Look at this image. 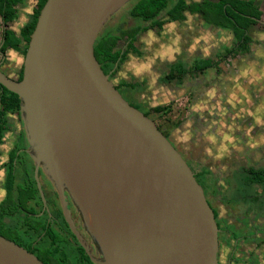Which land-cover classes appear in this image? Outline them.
Returning <instances> with one entry per match:
<instances>
[{
	"label": "water",
	"instance_id": "water-1",
	"mask_svg": "<svg viewBox=\"0 0 264 264\" xmlns=\"http://www.w3.org/2000/svg\"><path fill=\"white\" fill-rule=\"evenodd\" d=\"M128 0H45L22 56L19 117L37 168L63 187L103 264H216L211 206L181 154L130 105L93 55L103 23ZM255 21L264 23L258 18ZM0 264H42L0 235Z\"/></svg>",
	"mask_w": 264,
	"mask_h": 264
},
{
	"label": "rangeland",
	"instance_id": "rangeland-1",
	"mask_svg": "<svg viewBox=\"0 0 264 264\" xmlns=\"http://www.w3.org/2000/svg\"><path fill=\"white\" fill-rule=\"evenodd\" d=\"M132 2L128 0L121 5L103 23L100 30L111 29L117 25L121 29H126L139 24L127 15V9ZM34 3V0H23L22 5L25 8L20 9L21 12L29 13ZM186 18L185 23L187 24L189 20L191 24L198 23L195 17L191 18L188 14ZM185 23L182 22L181 25L169 23L170 27L163 25L160 30L154 31L155 67L149 71L146 82H143L140 88L139 84L136 85L139 89H135L128 95L123 86L117 85L116 75L112 77V81L117 85L123 98L141 111L156 104L168 107L166 112L160 114L149 111L151 119L167 135L190 167L194 169L203 166L208 169V177L212 185L209 188L204 187V190H207V193H216L212 204L216 207L218 216L232 219L233 224L240 226L233 228L231 225H224L230 237L237 242L244 240L246 243L259 245L261 242L264 243V193L261 190L262 187L258 185L242 184L243 174L238 167L248 165L264 167V121L253 128L255 125L250 121L251 117L247 113L242 114L238 111L239 107H236L241 100L229 98L225 101L226 97L222 91L223 83H217L216 86L210 85L212 84L211 68L205 69L202 75L185 77L179 86L156 80L165 68L175 71L186 70V74L190 73L183 60L188 61L190 57L199 52L198 48L200 49L201 46H194L191 42L196 40L194 35L201 36L203 30H196L195 25L187 30L183 28V26L186 27ZM153 26L155 27L154 24L149 25L150 28H154ZM252 29L251 36L259 41L251 45L252 54L264 56V28L254 26ZM205 36L207 40L210 38L211 40L206 43L204 51L215 46L214 40H218L211 32L205 33ZM223 38L226 39L222 36L218 41ZM185 46L186 48L192 47L191 51H186ZM173 59L175 60L170 65L169 63L165 65V62ZM195 62L197 64L206 63L201 60H195ZM16 70L18 68H10L9 74L12 78L15 77ZM216 97H221V99ZM248 108L251 110L250 106ZM15 119V116H10L12 132L6 133L0 145V161L4 158L6 149L11 147L13 132L19 129V123ZM17 143L23 146V143ZM1 167L0 164V183ZM1 195L0 184V197ZM260 248L261 264H264V245ZM246 263L260 264L252 255Z\"/></svg>",
	"mask_w": 264,
	"mask_h": 264
},
{
	"label": "trees",
	"instance_id": "trees-1",
	"mask_svg": "<svg viewBox=\"0 0 264 264\" xmlns=\"http://www.w3.org/2000/svg\"><path fill=\"white\" fill-rule=\"evenodd\" d=\"M21 1L0 0V20L3 25L16 18L15 6ZM44 1L34 0L31 12L27 14V19L17 32L4 28L1 30L0 55L3 56L5 50L11 48L23 56L37 14ZM132 1L131 6L127 9V15L139 24H134L126 29H121L118 25L111 29H102L97 33L93 42V55L102 72L108 75V79L115 75L127 51L131 50V44L137 32L146 28L147 22L159 26L161 24L159 18L162 14L168 20L173 21H181L184 18V12L198 15L204 23L228 30L235 42L238 43V48H242L249 41L246 32L250 25L255 23L251 17L259 19L261 16V11L256 3L260 0ZM141 22L145 24L142 25ZM122 38L125 46L118 48L117 42ZM230 52L227 51L226 54ZM206 66L207 62L199 65L194 64L192 67L193 70L199 71ZM186 72V70L175 71L169 68L168 72L161 76V80L180 83ZM21 74L22 64L14 79L19 80ZM111 82L119 93L117 85L123 86L127 94L134 90V83L118 81V84L115 85L113 81ZM19 102V97L15 93L0 85V145L3 143L6 133L12 132L10 116H15L19 126L21 125L18 119ZM167 110V106L155 105L142 112L148 116L149 111L160 114ZM19 134L21 140L26 144L23 130L20 127ZM163 134L167 137L165 133ZM18 146V143L12 142L11 147L8 148L7 161L1 164L4 167V172L1 181L0 235L32 253L42 264H91L83 249L74 243L73 236L71 235L69 239L61 233L66 230L69 234V229L60 214H58L60 220L58 231H55L51 227V223L47 222L45 213L40 216L33 215L34 211L29 207V202L37 205L35 211H38L41 207V200L32 176V164L26 165L23 160L19 161L21 155L16 153ZM240 169L243 174L241 183L258 185L260 188L262 187L261 190L264 193V168L248 166ZM192 171H194V178L202 190L204 187L209 188L212 185L206 167L200 166ZM213 215L215 219L214 211ZM18 239H22L26 243L23 244ZM32 244L34 245L32 246Z\"/></svg>",
	"mask_w": 264,
	"mask_h": 264
},
{
	"label": "crops",
	"instance_id": "crops-1",
	"mask_svg": "<svg viewBox=\"0 0 264 264\" xmlns=\"http://www.w3.org/2000/svg\"><path fill=\"white\" fill-rule=\"evenodd\" d=\"M186 1H197V0H186ZM23 0L20 4L16 5V18L12 21L7 22L6 24H2L0 20V34L1 30L4 29H10L13 32H17L18 28L22 25V23L25 22L27 19V11H22L25 7L22 5ZM258 4V7L261 11L260 20L264 18V0L256 1ZM21 9V10H20ZM31 12V11H30ZM29 12V13H30ZM184 18L181 21H173L168 20L165 18V16L162 14L159 18L161 24L159 26L155 25L154 28H150L149 25H151V22H147V27L144 28L141 31H138L132 44H131V50L127 51L125 58L123 62L118 66V69L115 73L117 76V81H125L129 83H134V90L139 89L140 86L143 84V82H146L147 76L149 74V71H151L154 67V61L156 59L155 54V39H154V31L160 30L163 25H169V23H176L181 25L182 22H186V15L187 12H184ZM191 16V18L195 17V24H191L189 20L188 24L185 23L186 27L183 26V28H187V30L192 29V26L196 30H203L201 36L194 35V38L196 40L192 41L191 44L194 46H201L200 49L198 48V51L196 54H194L188 61L183 60V62L187 65V68L189 69V74H185L182 77V80L180 83L170 81L165 82L161 80V76L168 72V70L161 72L156 77L157 81H160L165 84H173L174 86H179L182 84L183 79L185 77H195L197 75H202L203 71L207 68H211L210 73L212 74L211 80H212V86H216L215 84H222V91L223 94H225V101L229 98H235L238 100H241L240 104L236 107H239L238 111L242 112V114L249 115L250 121H252L253 128L258 126L261 121H264V56L258 54L254 55L252 54L251 45L259 43L258 40H255L253 36H251V33L253 31L252 27L254 25L250 26L247 30V35L249 37V41L244 44L242 48H238V43L235 42L234 38L232 37L231 33L228 30L221 29L219 27L213 26L211 24L204 23L201 18L198 15L188 14ZM264 20V19H263ZM140 24L144 25L145 23L141 22ZM256 26V25H255ZM153 29V30H151ZM211 32L214 33L215 38L219 40V37L224 36L226 39L223 38V40H214L215 46H212L209 50L204 51L206 48V43H208L209 40H207V37L205 36V33ZM197 34V33H196ZM208 36V34H207ZM202 41H201V40ZM207 40V41H205ZM213 40V38H212ZM125 46V43L122 39H119L117 42L118 48H123ZM186 48V46H185ZM192 47L186 48V51H191ZM194 49V48H193ZM227 51H231L230 53L226 54ZM178 57H176L177 59ZM257 58V59H256ZM170 60L168 62H165V65L169 63V65L174 61ZM195 60H201L202 62H207V66L203 68L202 70H193L194 64H197ZM262 60V61H261ZM22 63V55L12 50L11 48H7L5 50L4 55H0V70L12 78V76L9 74L10 68L13 69H19L20 65ZM199 65V64H198ZM191 69V70H190ZM17 73V70H16ZM118 74V75H117ZM16 76V74H15ZM139 88L136 87V85ZM132 90L131 92H133ZM130 92V93H131ZM130 93L128 95H130ZM132 98V97H131ZM217 99H221V97H216ZM224 98V97H223ZM143 105L141 101H139ZM226 103V102H225ZM159 105V104H156ZM227 105V104H226ZM155 106V105H153ZM228 106V105H227ZM251 110H249V107ZM235 107V109H237ZM148 108V107H147ZM234 109V108H233ZM251 167H260L261 166H252ZM248 166H245L243 168H246ZM239 169L241 167H238ZM237 168V169H238ZM212 174V173H211ZM236 228H239V224H236ZM236 245V241H232ZM240 249H242L241 257L249 258L250 255H248L251 250L254 252L255 255H261V246L258 245V251L255 244H251L249 242H244V240H241ZM238 244V243H237ZM261 245V244H260ZM256 249V250H255ZM239 250V248H238ZM255 250V251H254ZM244 253V255H243ZM252 254V253H251ZM260 259V257H259ZM258 259V260H259ZM242 264H245V260L242 261Z\"/></svg>",
	"mask_w": 264,
	"mask_h": 264
},
{
	"label": "flooded vegetation",
	"instance_id": "flooded-vegetation-1",
	"mask_svg": "<svg viewBox=\"0 0 264 264\" xmlns=\"http://www.w3.org/2000/svg\"><path fill=\"white\" fill-rule=\"evenodd\" d=\"M262 21L264 22V20H262ZM253 25L254 26L255 25L260 26L261 28H264V23L259 22V21H255V23L252 24V26ZM110 80L112 81V78H110ZM149 116H150V114H149ZM149 118H151V116ZM18 119L20 120L19 116H18ZM15 121H17V119H15ZM20 122H21V120H20ZM19 127L22 129V124ZM157 128H158V126H157ZM14 132L15 133L13 134L12 142L23 143V146L22 145L18 146V149L16 152V153L21 155V159H19V161L23 160L24 164H26V165H29L30 163L32 164V176L34 179V175H33L34 161L31 157V151L28 148L25 136H24V139H25L26 144L23 142V140H21V136L19 134V129L17 131H14ZM16 139H18V140H16ZM8 153H9V149H6V151L4 153V158L0 161V164L7 161ZM1 168H2V178H3L4 167H1ZM191 168L192 167H190V169ZM192 170H194V169L192 168ZM36 174H37V181H38L40 190L42 192L43 201L40 197L39 190H38V188L36 186V182H35V186L38 190V194H39V197L41 200V207L38 211H35L37 209V205H35L33 202H29V207L34 211L33 215L34 216H40V215H42V213H45L47 215V219H46L47 222L51 223L52 226L51 225L50 226L53 227V229H55V231H58L57 229L59 228V224H60L58 214H60L61 217L63 218V220L65 221L66 226L69 229L70 235L66 232V230H64L61 233L64 236H66V238L69 237V239L71 238V235L73 236L74 243L79 245L83 249L84 253L89 258L91 264H103V256H102L101 252L99 251L98 246L96 245L91 234L89 233V231L85 227L83 219H82L77 207L75 206L74 202L72 201L71 197L69 196L66 188L63 187V190H62L63 195H64L63 200L65 202V208L68 211V216L70 218V221H71V224L73 226L75 234L72 232L71 228L69 227V225L67 224V222L64 218L61 200L59 198V194H58V191H57L55 184L49 178V176L47 175V173L44 171V169L41 166H38ZM1 181H2V179H1ZM34 181H35V179H34ZM203 193H204V196H205L208 204L211 206L212 210L215 212V215H216L215 220L217 222V227H218V231H217L218 248H217V262H216V264H242L243 263L242 261H244V260H245V264H247L246 260L248 258L241 257V254H242L241 250L242 249H240V243L236 241L238 244L236 243V245H235L232 242V241H234V239L230 237L229 233L225 230V227H224V225L228 224V225H231V227L235 228L236 224H233L232 219L229 220L227 217H219L218 216V211H217L216 207H214L212 204L213 200H215V198H216L215 192H208L207 193V190H204V188H203ZM1 197H2V195H1ZM18 241L23 243V244L26 243L22 239H18ZM33 245L34 244H32V246ZM263 245H264V243H262V242L259 243V246H263ZM238 248H239V250H238ZM256 248L258 249L257 244H256ZM252 250L248 255H252L255 258L256 262L261 264V257L260 256L262 254L261 255H256V254L254 255L253 254L254 252H252ZM243 255H244V253H243ZM259 257H260V259H259Z\"/></svg>",
	"mask_w": 264,
	"mask_h": 264
}]
</instances>
